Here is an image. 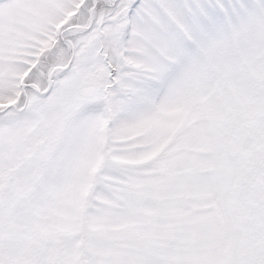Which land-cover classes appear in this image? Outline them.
<instances>
[{
  "label": "snow or ice",
  "instance_id": "6c2138e0",
  "mask_svg": "<svg viewBox=\"0 0 264 264\" xmlns=\"http://www.w3.org/2000/svg\"><path fill=\"white\" fill-rule=\"evenodd\" d=\"M0 264H264V0H0Z\"/></svg>",
  "mask_w": 264,
  "mask_h": 264
}]
</instances>
